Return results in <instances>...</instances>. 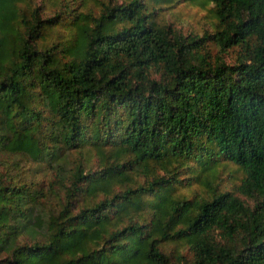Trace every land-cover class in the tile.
Returning <instances> with one entry per match:
<instances>
[{"label": "trees", "instance_id": "1", "mask_svg": "<svg viewBox=\"0 0 264 264\" xmlns=\"http://www.w3.org/2000/svg\"><path fill=\"white\" fill-rule=\"evenodd\" d=\"M166 1L0 0V264H264V0Z\"/></svg>", "mask_w": 264, "mask_h": 264}, {"label": "rangeland", "instance_id": "2", "mask_svg": "<svg viewBox=\"0 0 264 264\" xmlns=\"http://www.w3.org/2000/svg\"><path fill=\"white\" fill-rule=\"evenodd\" d=\"M160 17L161 21L172 24L184 33H199L202 34L204 31L210 27V5L202 4L199 0H172L166 1L161 4ZM218 50L217 46H212L213 53ZM239 47L230 48L227 53H225L227 61H234L236 59ZM221 179L225 185H233L239 182L242 177V172L237 169L235 165H227L220 172ZM202 191L204 188L200 183H196L188 193H192L193 190ZM166 249L170 250H180L185 253V255L190 259L192 257V252L187 246L183 244L177 245L175 242H166L164 244ZM177 251V252H178Z\"/></svg>", "mask_w": 264, "mask_h": 264}]
</instances>
